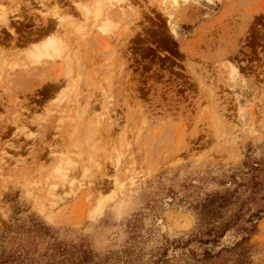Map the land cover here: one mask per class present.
<instances>
[{
  "label": "rangeland",
  "instance_id": "obj_1",
  "mask_svg": "<svg viewBox=\"0 0 264 264\" xmlns=\"http://www.w3.org/2000/svg\"><path fill=\"white\" fill-rule=\"evenodd\" d=\"M0 47L3 264H264V0H0Z\"/></svg>",
  "mask_w": 264,
  "mask_h": 264
},
{
  "label": "bare ground",
  "instance_id": "obj_2",
  "mask_svg": "<svg viewBox=\"0 0 264 264\" xmlns=\"http://www.w3.org/2000/svg\"><path fill=\"white\" fill-rule=\"evenodd\" d=\"M54 13H55V11H54ZM57 13V12H56ZM6 14V13H5ZM21 14V13H20ZM58 14V13H57ZM57 14H56V17H57ZM60 17V16H59ZM6 16H4V15H2V21H5L6 19ZM45 19H46V17H45ZM47 21V20H46ZM45 21V22H46ZM59 21V20H58ZM6 23V22H5ZM63 25H65V24H63ZM45 26H46V24H45ZM60 26V25H59ZM69 26V25H68ZM45 35V34H44ZM43 35V36H44ZM64 35V34H63ZM43 36H41V37H43ZM72 36V35H71ZM63 37V36H62ZM61 36H59V35H54L53 34V36L52 35H50L49 37L48 36H44V38H42V40L38 43V44H36V45H34L33 46V49H32V51L31 52H29L28 53V56L31 58V61L32 62H40L41 60H42V58L44 57H50V58H52V57H55L56 56V54H55V52L56 51H61V49L63 50V48H65L66 47V45H65V42L66 41H64V39H66V38H62ZM66 37V36H65ZM70 37V36H69ZM33 38V37H32ZM38 40V39H37ZM67 40V39H66ZM68 41V40H67ZM12 43V42H11ZM78 45V44H77ZM1 48V47H0ZM69 50V49H68ZM59 51V52H60ZM1 52V51H0ZM3 53H4V51H3ZM2 54V53H1ZM7 54V53H6ZM54 54H55V56H54ZM5 55V54H4ZM67 161V160H66ZM66 161H63V163L64 162H66ZM70 161V160H69ZM68 161V165H66L65 167L63 166H60V167H62V174H64V175H66V170H67V168H68V166H70V162ZM71 165H73V164H71ZM71 168V167H70ZM86 169V168H85ZM65 171V172H64Z\"/></svg>",
  "mask_w": 264,
  "mask_h": 264
},
{
  "label": "trees",
  "instance_id": "obj_3",
  "mask_svg": "<svg viewBox=\"0 0 264 264\" xmlns=\"http://www.w3.org/2000/svg\"><path fill=\"white\" fill-rule=\"evenodd\" d=\"M262 167V166H261ZM254 170H259L261 169L259 166L257 168H253ZM9 256V254H5V252L3 254H1L0 256V264H3L7 261V257Z\"/></svg>",
  "mask_w": 264,
  "mask_h": 264
}]
</instances>
